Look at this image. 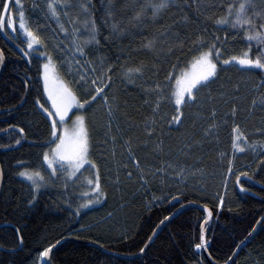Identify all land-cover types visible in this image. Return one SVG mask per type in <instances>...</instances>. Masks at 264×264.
I'll return each mask as SVG.
<instances>
[{
	"label": "trees",
	"instance_id": "trees-1",
	"mask_svg": "<svg viewBox=\"0 0 264 264\" xmlns=\"http://www.w3.org/2000/svg\"><path fill=\"white\" fill-rule=\"evenodd\" d=\"M30 1L20 0L25 9ZM72 2L74 4L75 0ZM155 2L157 0H151ZM239 2L210 0L201 11L191 0L187 3L178 0L152 19L149 0H113L112 17L106 13L108 0H90L91 18L99 28V45L89 47V59L101 56L113 65L112 83L106 92L109 91V104L117 125L114 137L118 149L124 153L130 145L135 163L150 169L147 187L143 188L138 182L130 183L131 180H127V184L124 180L128 173H123L124 186L120 194V188L104 183L99 170L104 198L79 209V215H76L79 204L88 198L95 199L86 179H95L94 170L89 169L71 181L65 179V175H58L53 178L54 182L44 184L35 200H32L31 186L19 177L24 169L40 170L46 181L50 176L42 161L45 142L49 139V123L35 105L37 93L46 101L39 77L42 60L33 56L29 63L22 58L23 53L17 47L18 43L23 45L21 39L13 41L9 38L11 35H4L0 30V50L4 53V70L0 76V248L4 250H0V264L36 263L40 252L63 238L94 242L112 252L133 256L144 248L156 226L187 202L210 209L211 218L204 228L206 249L216 264L227 263L264 215V164L258 163L264 152L258 157L250 153L233 155L231 131L234 126L244 129L246 125L258 127L262 122L263 115L253 114L251 104L256 97L264 96V71L219 65L214 82L200 89L195 103L185 104L179 122L173 120L178 113L172 100L170 104L167 100L163 104L166 115L163 113L158 123L154 120L156 97L152 86L165 82L173 65H178L175 70L178 73L188 66L192 59L189 49L198 37L206 40L214 38L215 34L226 42L233 34L229 24L216 25L214 20L225 15L229 3ZM142 6L144 15L140 20L129 22ZM71 11L75 15L78 10L73 7ZM61 19L67 27V18ZM256 19L260 23V18ZM117 20L125 32L118 37L112 34L106 40L110 27L105 26V22L110 25ZM52 24L63 40L64 34L54 19ZM77 27L83 32L81 24ZM148 40L155 41L151 50L144 47ZM237 40L247 45L244 39ZM141 65L142 74L134 76V83L123 78L124 68ZM27 77L31 80L26 89ZM233 108L237 110L234 114ZM183 111L189 113L185 120ZM213 122L219 126L218 132L223 130L227 134V139L220 138L221 143L214 133L205 135L203 128L199 129L198 124ZM19 129H23V135ZM17 139L20 144L15 143ZM258 140L264 143L263 138ZM95 148L92 141L91 159ZM229 158L233 160L231 173L227 170ZM164 164H177L185 170L193 167L195 179L189 180L188 173L180 181L158 182L159 175H153L159 173L158 169ZM127 167L132 175L140 171L135 169L132 159ZM238 171H248L252 176L251 180L241 177L247 193H241L235 186ZM225 176L229 177L227 184ZM84 192H88V196H84ZM221 195L224 199L218 208ZM204 219V213L197 209L173 218L138 258H115L92 246L70 241L51 252L50 264H207L201 250L195 248ZM19 239L23 242L18 249ZM230 264H264V223Z\"/></svg>",
	"mask_w": 264,
	"mask_h": 264
},
{
	"label": "snow or ice",
	"instance_id": "snow-or-ice-1",
	"mask_svg": "<svg viewBox=\"0 0 264 264\" xmlns=\"http://www.w3.org/2000/svg\"><path fill=\"white\" fill-rule=\"evenodd\" d=\"M113 0H108L109 7L106 8V13L109 17L114 14L111 11V5ZM188 0H184L187 3ZM210 0H191V3L198 9L203 11V5ZM46 5V16L54 19L59 28V31L64 34V39L59 40L57 47L60 44L64 45L62 51H64V58L60 61L54 60L52 53L48 50L47 42L44 39L43 34L38 30L39 26H29L25 20V13L20 6V0H16V4L12 3V0H0V30L4 28V22L6 21L7 29L12 30V35L9 37L13 41L18 38L24 46L19 43L17 47L19 51L23 53V57L32 62L33 54H36L39 58L46 57V61L41 64L42 72L39 73L40 80L43 86V95L46 97V101H42L37 93L35 99V105L46 116L49 123V139L45 142L46 150L42 154L43 165L47 166V169L51 171L49 179L46 181L44 175L40 170L29 171L24 169L19 172V175L32 185V200L36 199L35 193L48 182H54L53 178H57L58 175H66L67 180H72L77 173L81 172V169L87 165L91 170L95 171V179L87 178V184L90 187V191L95 194V199L88 198L79 204L76 215H79V209L87 208L93 203H98L100 199L104 198V192L100 184L98 164L91 159V136L87 126V111L88 108L96 102L97 99L103 97L105 105L108 107V115H112L111 105L108 104V97L105 95L106 90L112 83V63L105 65L104 57L97 56L95 59L99 61V65L95 60L89 59L91 53L88 51L89 47H98L99 41L97 39L99 35V28L96 22L91 18L90 0H75L73 4L72 0H43ZM152 19H155L162 11L168 9L171 4L178 3V0H157L155 3H151ZM75 7L78 11L75 15H72V9ZM251 10V15H249ZM19 14L18 30L16 24V13ZM144 15V7L142 6L140 11H137L130 21H138ZM62 17L67 18L68 26L62 22ZM82 17V18H81ZM257 17L264 19V0H240L238 4L229 3L227 5V12L224 16L216 18L214 23L216 25L230 24L232 28L240 26V30L243 31V39L247 42L246 47L242 50L241 54H231L225 58L222 51L224 41L219 36L214 35L211 42L205 43V41L198 37L196 41H193V47L189 49V54L192 56V66L198 67L199 72L196 75H189L184 73L183 76L176 75V69L178 65H173V71L169 72L165 78L168 84H172V77L175 75V85L179 87L172 92L174 97V104L176 105L175 111L182 113V104L195 103L197 93L201 88L208 87L213 83L218 75V66H228L230 64L239 65L241 69H260L264 71V23H258ZM207 18V17H206ZM187 19V17H184ZM77 24L83 26V32ZM105 26L110 27V35L105 39H110L112 34L120 36L125 32V28L120 27V21L112 22L110 25L105 22ZM8 35V33H5ZM23 38H26L23 39ZM252 42L257 45L253 48ZM155 44L154 40H148L144 47L151 50ZM38 46V47H37ZM171 52V49H169ZM250 53L252 55H250ZM4 60V53L0 51V62ZM67 65L69 73L72 72L73 64L82 65L85 68L91 69V74L87 72H78V79H73L65 82L54 76V71L57 65ZM97 66H99V72L97 73ZM143 66L127 67L123 69V78L129 82L134 83V76L141 75ZM31 77L25 79V88L30 87L28 81ZM167 85L157 83L154 91L157 94L156 107L159 106V101L164 98L163 89ZM83 89V98H78V91ZM264 102V101H262ZM255 104V101H253ZM50 105V107H49ZM75 110L74 126L75 131L72 137V150L68 152L66 150V143L68 141V132L66 130L67 119H71L70 113ZM155 111V108H154ZM235 108H233V114ZM212 117L214 119L215 112L213 111ZM173 120L179 122L181 120L180 115L173 117ZM215 122L209 125V130L214 128ZM111 130V121H109V131ZM209 130H206L205 135L209 134ZM21 135H23V129H19ZM232 148L235 152H244L245 146L251 149L253 153H256L257 148L255 143L249 144L245 138V134L240 131L238 126L232 128ZM115 141L114 137H107ZM243 142V145L240 142ZM16 144H20V140L15 141ZM128 145V141H125ZM44 147V145H41ZM264 147V145H262ZM129 156L135 162V157L132 156L130 145ZM258 163L264 164V156L260 157ZM171 166V165H170ZM139 167V165H137ZM228 172L233 170V160H228ZM159 171V169H158ZM184 172L183 167L176 173L180 176ZM131 173H129V178ZM241 177H245L248 180L252 179L248 171H238L235 175L236 187L241 193H247L248 189L242 186ZM139 178L145 180V173L141 170ZM225 182L229 179L228 176L224 177ZM146 182V180H145ZM84 196H88V192L83 193ZM176 199V197H173ZM223 195L220 196V202L223 203ZM29 201V204L32 203ZM221 205L218 204L219 208ZM204 212L206 218L211 216L209 209L205 206ZM168 219V217H165ZM264 223V218L258 220L257 224ZM252 233L250 232L249 235ZM17 235H20L17 230ZM152 237H149L151 240ZM21 239V243H22ZM207 241L204 234V225H201L199 243L195 244V248L198 250H207L205 248ZM50 252V248H45L39 253L40 257H47ZM140 252L144 253L145 248H140Z\"/></svg>",
	"mask_w": 264,
	"mask_h": 264
},
{
	"label": "rangeland",
	"instance_id": "rangeland-1",
	"mask_svg": "<svg viewBox=\"0 0 264 264\" xmlns=\"http://www.w3.org/2000/svg\"><path fill=\"white\" fill-rule=\"evenodd\" d=\"M15 4H16V0H14V5ZM20 6H22L21 2H20ZM22 10L25 13V20H26V23L29 24V26L34 27V29H35V26H37V25L39 26L38 30L43 34L44 39L47 42L48 50L52 53L54 60H56V61L62 60L64 58V51H62V49L64 48V45L60 44L59 48L57 47L58 39L61 40V38L56 34V30L53 27V24H52L53 19L46 16V5L43 3V0H31L29 2L28 8L25 9L22 6ZM18 23H19V14L17 12L16 13L17 30H18ZM260 23H264V19L260 18ZM224 26H226V25H224ZM229 27H230L229 29H231L233 34L228 37V39L226 40L225 45L223 46V49H222L226 58L228 55H231V54H241L242 50L246 47V46H244V44L242 42H239L237 40L238 38L243 39V35H244L243 31L240 30V26H237V28L234 29L229 24ZM2 30H3L4 35H5V33H8V35H12V30L7 29L6 21L4 22V28ZM217 31H219V30H217ZM23 39L26 40V38H23ZM212 39L213 38H208L204 41L207 44V43L211 42ZM22 46H24V45H22ZM252 46H253V48L257 47L255 42H252ZM250 55H252V54L250 53ZM33 56L38 57L36 54H33ZM40 59L42 60V63L46 61V57L40 58ZM104 59H105V65H107L108 61L105 57H104ZM95 62L97 65H99L98 60H95ZM192 63L193 62L191 59L188 66H186L181 72H179V73L176 72V75L183 76L184 73H188L189 75H196L199 72V68L193 67ZM231 65L236 66L234 63ZM99 70H100L99 66H97V73L99 72ZM91 71H92L91 69L85 68L82 65L73 64L72 72L69 73L66 64L63 66L58 64L56 67V70L54 71L53 74L58 79L67 82V81L73 79L74 76L76 79H78L79 77H78V75H76L78 72H87V73L91 74ZM41 72H42V68H41ZM242 77H244V76H242ZM171 79L173 80V83L171 85L168 84L167 80L165 82L160 83L162 85H167V87H165L163 89L164 98L159 101L158 107H156L157 94L154 91L156 84H154L152 86L153 94L156 97V102H155V106H154V108H155L154 120L156 122H157V120H160L163 113H164V116L166 115V109L163 107V104L165 103V101L166 100L168 101L167 104H170L171 100L174 103V97H172V92H174L179 86L175 85V75ZM41 86H42V81H41ZM42 88H43V86H42ZM77 94H78V98H83V94H84L83 89H80ZM105 95H107V97H108L109 91H107L105 93ZM254 101H255V104L254 103L251 104L252 113L253 114L254 113H257V114L260 113L261 115H263L262 122H259L260 124L258 125V127L246 125L244 127V129H242L241 126L239 127V129H240V131H242L245 134V138L247 139L249 144L255 143L257 151H256V153H253L251 151V149L248 148L247 146H245L244 152H235L234 149L232 148L233 155L237 154L240 156V155H245L247 153H250V154L258 157L261 155V153L264 152V147H262V145H264V143L260 142L258 140L261 138L264 139V102H262V101H264V96L256 97ZM108 104H109V98H108ZM185 104H182V106H181L182 109L184 108ZM175 107H176V105H175ZM195 107H197V106H195ZM111 110H112V108H111ZM185 111H183V119L184 120L187 118L186 115L189 116V113L188 112L185 113ZM236 112H237V110L235 111V113ZM74 113H75V110H73V112L70 113V116L72 118L67 119V123H66V130L68 132V141L66 143V150L68 152H71V150H72V137H73V134L75 131V126H74L75 114ZM86 115H87L88 130L90 132V135L92 134L91 137L93 136L92 141L94 142V145L96 147L92 153V159H94L96 161V163L98 164V169L100 170L101 174L104 177V183L109 185V187H111V188H115V187L120 188V190H118L119 194L121 193L122 187L124 186V184L122 182L126 181V183L128 184L129 181H127V180H131L130 183H132V184H135L137 182L140 183L142 188L147 187V183H148L147 176L149 175V169L150 168H148L146 166L141 167L140 165H139V167H137V164L133 161L135 169L136 168L140 169V171H138L136 169L137 171H136L135 175L131 174V177L129 178L130 167H127V164H128V162H130V159H131L129 156V149H125L126 152L123 149L124 153L122 152V150L120 151L118 149V142H117L116 138L114 137V133H115V130L117 128V125H116V122L114 120L113 110H112V115L109 116L108 115V107L105 105L103 97L99 98V101L97 99L96 103L92 104V106L88 109ZM178 115H181V113H178ZM109 121H111V130L110 131H109ZM211 124L212 123L203 125L202 123H200L198 125H199V129L203 128V130L206 132V130H209V125H211ZM217 126L212 128L211 130H209V133H214L213 136L218 138V142L221 143L222 140L227 139V134L224 133L223 130H220V132H218L219 126L218 127ZM232 135H233V133H232ZM107 137H114L115 141L113 142L112 139H107ZM220 138L222 140H220ZM249 138H252L253 140H250ZM240 143L243 145L242 141ZM105 152L110 153V156H108ZM123 163H125V165H126L125 167H124ZM44 166L47 169V166L46 165H44ZM112 168H114V170ZM123 168L126 169L125 172L122 171ZM192 168L193 167L187 168L186 170L183 168L184 172L180 176H177L176 173L180 170V167H178L177 164L176 165L171 164V166L164 164L162 166V169L159 170V173L156 172L153 176L158 174L159 177L158 176L156 177L157 181L158 182L163 181V183H165L164 181H166V179H168L169 181H171V180L180 181L183 179L184 176H186L189 173L187 175V178L189 180H192V179H195V176L193 174L194 171ZM89 169L90 168L87 165H85L84 168L81 169V172L77 173V175L75 177H73L72 180L76 179L77 177H79L84 172L89 171ZM141 170H143V172L145 173L146 182H145V180H141L139 178ZM48 171L51 174V171L50 170H48ZM92 172L95 173V171H92ZM123 173L124 174L128 173L126 175V178L124 181H123V178H124ZM19 177L21 179H23L25 182H27L32 188V185L30 184V182L25 180L20 175H19ZM65 179H67L66 175H65ZM69 181H71V180H69ZM168 184H170V183H168ZM43 187H44V185L39 188V190L35 193V196L38 194L39 191H41L43 189ZM219 204L221 205V202ZM110 205H112V204H110ZM30 264H45L44 257L39 256L36 263H30Z\"/></svg>",
	"mask_w": 264,
	"mask_h": 264
},
{
	"label": "water",
	"instance_id": "water-1",
	"mask_svg": "<svg viewBox=\"0 0 264 264\" xmlns=\"http://www.w3.org/2000/svg\"><path fill=\"white\" fill-rule=\"evenodd\" d=\"M1 51V50H0ZM4 70V60L2 62H0V76L2 74ZM1 134V133H0ZM1 184H2V174H1V169H0V192H1ZM204 207L203 205H199V204H196V203H193V202H187V203H183L181 205H179L169 216H168V219H163L157 226L156 228L154 229V231L152 232L151 236L152 239L147 241L146 245L144 246L145 248V252L148 250V248L151 246V244L153 243V241L155 240L156 236L159 234V232L166 226V224L172 220L173 218H176L177 216L181 215L182 213L190 210V209H197L199 211H201L202 213H204L205 215V219L204 221L201 223V225L203 224L204 225V228H205V225L209 222L211 216H208L206 218V214L204 212ZM209 212L211 213L210 209H209ZM262 218H264V215H262L258 220H262ZM261 223L260 224H257V222L255 223L253 229L251 230V235H247L240 243L239 245L236 247V249L233 251L231 257L229 258V260L227 261L226 264H230L233 259L236 257V255L238 254V252L244 248L253 238L254 236L256 235L257 233V230L258 228L260 227ZM200 229H201V226H200ZM206 239V237H205ZM75 242V243H79V244H83V245H88V246H92L96 249H98L99 251L107 254V255H110L112 257H115V258H120V259H126V260H129V259H134V258H138L139 256H142L144 253H138L136 255H133V256H129V255H122V254H119V253H115V252H112L110 250H107L105 248H102L100 245L94 243V242H90V241H76V240H72L71 238H63L59 241H57L55 244H53L51 247H50V252L48 254L47 257H44V262L45 264H50V255H51V252L56 248L58 247L59 245H61L62 243L64 242ZM19 248H21L22 246V243H21V240L19 239ZM207 247V243L205 245V248ZM0 250H4V249H1ZM13 251H16V250H9V252H13ZM201 253H202V256L205 260V262L207 264H216L212 259L211 257L209 256L207 250H201Z\"/></svg>",
	"mask_w": 264,
	"mask_h": 264
}]
</instances>
